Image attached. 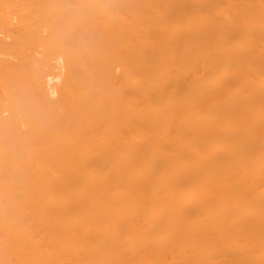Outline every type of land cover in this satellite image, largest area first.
I'll list each match as a JSON object with an SVG mask.
<instances>
[{
	"label": "bare ground",
	"instance_id": "1",
	"mask_svg": "<svg viewBox=\"0 0 264 264\" xmlns=\"http://www.w3.org/2000/svg\"><path fill=\"white\" fill-rule=\"evenodd\" d=\"M0 264H264V0H0Z\"/></svg>",
	"mask_w": 264,
	"mask_h": 264
}]
</instances>
